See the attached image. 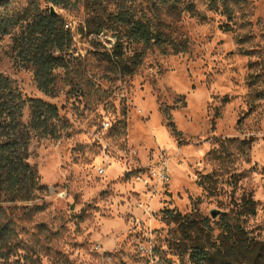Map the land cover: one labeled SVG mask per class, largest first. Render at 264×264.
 <instances>
[{"label": "rangeland", "instance_id": "obj_1", "mask_svg": "<svg viewBox=\"0 0 264 264\" xmlns=\"http://www.w3.org/2000/svg\"><path fill=\"white\" fill-rule=\"evenodd\" d=\"M227 2L129 0L168 40L125 42V57L143 51L131 73L106 59L114 31L90 33L96 22L112 25L113 0L56 6L73 56V85L61 81L57 96L14 63L11 36L0 38V73L23 96L55 104L64 123L59 137L30 141L44 189L0 204L16 232L0 264H192L163 210L217 220L213 211L243 195L257 201L247 230L264 240V0ZM30 115L27 106L24 124ZM163 166L168 183L154 175Z\"/></svg>", "mask_w": 264, "mask_h": 264}, {"label": "trees", "instance_id": "obj_2", "mask_svg": "<svg viewBox=\"0 0 264 264\" xmlns=\"http://www.w3.org/2000/svg\"><path fill=\"white\" fill-rule=\"evenodd\" d=\"M0 0V38L11 36L14 63L32 72L37 88L49 96H57L59 83L70 78L72 34L64 19L51 13V7L73 9L82 0ZM211 8L218 0H210ZM114 10L107 21L90 27L99 35L114 31L116 41L106 59L116 62L123 73H131L142 62L143 51L124 56L125 42L139 44L143 49L163 47L168 40L145 15L138 16L129 0H113ZM168 2V0H164ZM223 6L229 9L227 0ZM89 10L90 6L86 4ZM194 12V5H186ZM183 51L185 49H174ZM63 70L60 77L58 71ZM31 110L30 121L22 122L25 107ZM173 125V123H171ZM64 123L55 104L41 98L25 97L14 81L0 73V204L32 201L44 189L37 168L28 161V149L33 136L59 137ZM257 201L243 195L229 211L217 220L191 212L182 214L173 209L163 210V221L177 225L181 233L177 244L184 245L192 264H264V240L247 230L246 222L256 214ZM9 208L0 205V248L16 237L14 220L7 215ZM181 248V247H180Z\"/></svg>", "mask_w": 264, "mask_h": 264}, {"label": "built area", "instance_id": "obj_3", "mask_svg": "<svg viewBox=\"0 0 264 264\" xmlns=\"http://www.w3.org/2000/svg\"><path fill=\"white\" fill-rule=\"evenodd\" d=\"M154 175L163 183L169 182V175L166 169V166L161 167L159 170L154 171Z\"/></svg>", "mask_w": 264, "mask_h": 264}, {"label": "water", "instance_id": "obj_4", "mask_svg": "<svg viewBox=\"0 0 264 264\" xmlns=\"http://www.w3.org/2000/svg\"><path fill=\"white\" fill-rule=\"evenodd\" d=\"M55 12H56V9H55L54 6H52V7H51V13H55ZM220 213H221L220 211H213V212L211 213V216H212L213 218H217L218 215H219Z\"/></svg>", "mask_w": 264, "mask_h": 264}]
</instances>
